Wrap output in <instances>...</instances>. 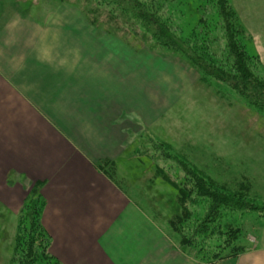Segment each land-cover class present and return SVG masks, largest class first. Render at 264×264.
<instances>
[{"label": "crops", "instance_id": "crops-1", "mask_svg": "<svg viewBox=\"0 0 264 264\" xmlns=\"http://www.w3.org/2000/svg\"><path fill=\"white\" fill-rule=\"evenodd\" d=\"M263 1L232 0L264 65V14L253 5ZM5 19L0 24L1 231L40 181L42 223L51 238L49 252L60 264H264L262 241L236 257L193 258L97 168L111 160L118 172L123 155L133 152L136 132L167 111L168 95L151 90L157 62L151 52L137 58L134 44L119 42V29L93 26L83 11L56 9L43 22L15 11ZM100 40H106V49L98 46ZM166 57L163 63L173 62Z\"/></svg>", "mask_w": 264, "mask_h": 264}, {"label": "rangeland", "instance_id": "rangeland-1", "mask_svg": "<svg viewBox=\"0 0 264 264\" xmlns=\"http://www.w3.org/2000/svg\"><path fill=\"white\" fill-rule=\"evenodd\" d=\"M181 1L182 5L178 9L183 14L179 11L176 19L185 34L190 35L192 31L200 29V40L223 34L220 17L215 8L211 7L210 0ZM263 2L253 5L264 14ZM231 3L247 33L246 49L249 54L257 55L252 48L254 38L242 22L232 0ZM169 7L172 8V5L165 2L163 15ZM56 9L74 11L77 15L83 11L93 26L109 28L111 31L119 29V42L134 44L137 58L144 57L143 53L149 51L151 58L157 61H153L150 86L152 92L168 95L167 111L147 130L142 126L136 132L137 141L131 149L133 152L129 151L123 155L118 172L114 161L104 167L108 172L111 171L112 175L102 171L129 193L151 222H156V226L165 233L178 238L177 234L171 231L168 220L180 211L176 185L186 175L184 169L187 166L199 169L202 174L215 181L226 182L230 187H237L241 182L246 183L248 188L244 192L247 197L258 203L264 202L263 112L247 105L243 97L232 90L228 83H203L197 69L180 56L168 52L158 53L154 50L153 42L144 39L140 32L142 30L134 19L127 17L128 14L116 6L106 5L103 0H0V24L6 20L7 13L15 11L43 22L47 15ZM241 12L245 15L243 9ZM205 16L207 17L203 20ZM177 21L175 20V23H178ZM97 35L100 39L101 33ZM105 42L106 40H100L98 46L103 45L106 49ZM162 56H169L173 62L163 63ZM257 56V70L264 73V65L259 55ZM197 74L199 81L195 77ZM175 93L179 95L176 96ZM151 108L153 109L152 104L149 109ZM14 181L15 178L9 174L8 183L12 184ZM184 181H187V178ZM37 184V194L44 200L41 194L43 183L37 181L24 197L16 217L10 218L6 228L0 230V264H10L19 212ZM195 203L204 202L196 199ZM189 207L192 210L191 205ZM194 209L199 213L191 216L187 223L190 230L185 232H192L197 220L205 214L203 206ZM220 214L218 222L228 224L227 228L231 226L239 229L238 243H247L253 249L257 243L264 242V216L255 211L227 208H221ZM0 223L4 222L0 220ZM223 229L224 227L220 226L215 228L218 236L197 239L203 241L204 246H210V249H213L212 246L217 248L219 241L216 244L214 241L216 237L221 241L225 238L220 236Z\"/></svg>", "mask_w": 264, "mask_h": 264}, {"label": "trees", "instance_id": "trees-1", "mask_svg": "<svg viewBox=\"0 0 264 264\" xmlns=\"http://www.w3.org/2000/svg\"><path fill=\"white\" fill-rule=\"evenodd\" d=\"M103 2L116 6L128 14L127 17L134 19L143 31L140 32L144 39L153 42L154 50L158 53H173L187 60L197 69L203 83H228L232 90L243 97L247 105L264 113V73L257 70L258 56L249 54L246 49L247 33L231 0H210L211 7L215 8L220 17L223 34L211 35L203 40L199 37L200 29L192 31L190 35L183 32L176 19V15L181 12L178 9L183 2L181 0H103ZM165 2L171 4L173 9L169 7L163 15ZM206 17H203V20ZM175 20L178 23H175ZM105 164L111 165L112 161L102 160L97 164V168L112 175L111 171L108 172L109 170L104 168ZM184 171L186 175L176 185L180 211L168 220L171 231L178 236L174 238L177 246L201 262L236 257L250 250L252 247L247 243L237 242V235H240L238 228L231 226L227 228L228 224L218 222L220 210L227 208L255 211L264 216V202L258 203L247 197L244 192L248 188L246 183L241 182L237 187H230L226 182H218L202 174L199 169L187 166ZM185 178L187 181H184ZM38 187L37 184L32 189L31 196L24 202L19 212L10 264H60L48 251L51 240L41 222L44 200L37 194ZM196 199L204 203H195ZM199 206H203L205 214L197 220L194 232H185L190 230L187 223L191 216L199 213L194 207ZM213 224L215 228L224 227L220 236L223 235L225 238L221 241L216 237L214 242L216 244L219 241V244L217 248L212 246L213 249H210V246H204V242L197 238L218 236Z\"/></svg>", "mask_w": 264, "mask_h": 264}]
</instances>
